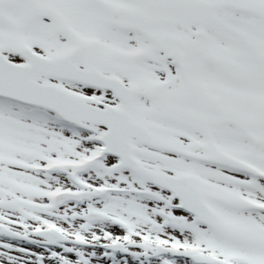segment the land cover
Here are the masks:
<instances>
[{
    "label": "snow or ice",
    "instance_id": "obj_1",
    "mask_svg": "<svg viewBox=\"0 0 264 264\" xmlns=\"http://www.w3.org/2000/svg\"><path fill=\"white\" fill-rule=\"evenodd\" d=\"M0 264H264V0H0Z\"/></svg>",
    "mask_w": 264,
    "mask_h": 264
}]
</instances>
